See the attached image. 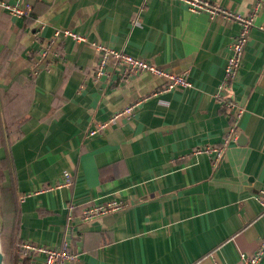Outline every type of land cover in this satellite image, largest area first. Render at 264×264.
<instances>
[{"label":"crops","instance_id":"1","mask_svg":"<svg viewBox=\"0 0 264 264\" xmlns=\"http://www.w3.org/2000/svg\"><path fill=\"white\" fill-rule=\"evenodd\" d=\"M207 1L241 15L255 4ZM0 2L31 6L22 18L3 11L10 17L8 45L18 51L4 84L33 77L21 137L8 150L23 242L52 248L66 242L78 264H237L241 253L256 250L264 235V0L237 77L225 89L238 23L191 13L176 0ZM63 29L86 42L55 36ZM96 44L186 73L191 86L151 96L165 78L122 79L112 62L107 76L95 78ZM43 47L48 56L38 63ZM226 98L236 109L223 106ZM137 100L131 116L89 135ZM231 128L217 165L194 152L221 146ZM111 199L124 207L81 220L89 203Z\"/></svg>","mask_w":264,"mask_h":264},{"label":"built area","instance_id":"2","mask_svg":"<svg viewBox=\"0 0 264 264\" xmlns=\"http://www.w3.org/2000/svg\"><path fill=\"white\" fill-rule=\"evenodd\" d=\"M184 4L187 9L194 14L205 12L209 14L210 18H224L228 21L238 23L241 27L239 33L235 36L231 43V54L227 58L225 68H224V80L221 85L222 89H225L229 84H231L237 77L238 71L241 66L244 50L246 47L249 31L256 26L255 16L263 0H255L253 9L249 15H241L233 13L229 10L221 8L215 4L210 3L207 0H176ZM0 8L4 9L10 15L15 18H22L29 14L31 6L29 4L24 5H10L7 2H0ZM261 30L264 31L263 26H259ZM62 35L65 38H69L76 42L84 43L86 42L85 36L69 30L63 29L61 31H55V36ZM95 49L98 52L97 68L95 71V78H101L107 76V69L109 63H114L119 76L122 79H130L141 73H150L159 77H163L167 80V84L161 90L152 92L151 96H157L160 93L169 92L178 88H187L191 84L188 80L186 73H173L167 70L161 69L154 63L132 56L131 54L115 50L100 44L95 45ZM48 56V47L39 49L37 53V62L40 63ZM56 53L53 54V57ZM39 68H35L33 74L35 75ZM141 103V100H137L123 109L115 112L107 122L97 124L92 130L89 131V135L93 136L100 133L102 130L106 129L108 126L117 124L121 118L131 116L137 106ZM223 106L226 109H236V104L232 99H223ZM240 109L237 110L235 118L237 119L240 115ZM235 122V121H234ZM234 131L231 128L228 132L226 138L222 141L221 146L213 147L207 146L203 148H198L194 152L196 154H206L212 160L213 166L217 165L222 158L225 147L233 139ZM64 184H70V176L68 173L64 172ZM23 198H20V201ZM259 202L261 203L262 212L264 214V191L260 193ZM124 204L117 200L111 199L105 202L95 201L89 203L82 210L81 220L82 221H92L119 209H122ZM70 218V217H69ZM23 252L20 256L21 259L28 257L30 264H36L39 257H42V264H78L77 254L70 250L69 244L64 243L61 247L52 248L45 247L42 245H35L31 243L24 242L22 245ZM264 257V235L262 236L258 247L253 253H241L239 256V261L237 264H261Z\"/></svg>","mask_w":264,"mask_h":264},{"label":"trees","instance_id":"3","mask_svg":"<svg viewBox=\"0 0 264 264\" xmlns=\"http://www.w3.org/2000/svg\"><path fill=\"white\" fill-rule=\"evenodd\" d=\"M0 8V215L2 219L1 246L5 256V264H30L28 257L21 259L24 251L23 241L17 230L18 202L16 190L10 172L8 150L21 137L20 127L26 119V100L24 92L32 84L31 80L15 78L11 83L7 81L10 60L18 52L13 51L9 44L11 33L9 30V16ZM26 21V20H25ZM27 88V89H25Z\"/></svg>","mask_w":264,"mask_h":264},{"label":"water","instance_id":"4","mask_svg":"<svg viewBox=\"0 0 264 264\" xmlns=\"http://www.w3.org/2000/svg\"><path fill=\"white\" fill-rule=\"evenodd\" d=\"M1 231H2V219L0 215V264H5V256L2 251V246H1Z\"/></svg>","mask_w":264,"mask_h":264},{"label":"rangeland","instance_id":"5","mask_svg":"<svg viewBox=\"0 0 264 264\" xmlns=\"http://www.w3.org/2000/svg\"><path fill=\"white\" fill-rule=\"evenodd\" d=\"M146 1H148V0H146Z\"/></svg>","mask_w":264,"mask_h":264}]
</instances>
